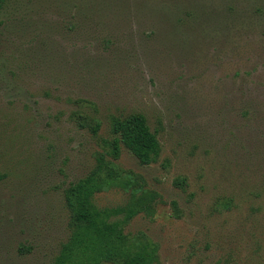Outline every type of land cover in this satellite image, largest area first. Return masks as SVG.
Listing matches in <instances>:
<instances>
[{
    "label": "rangeland",
    "instance_id": "1",
    "mask_svg": "<svg viewBox=\"0 0 264 264\" xmlns=\"http://www.w3.org/2000/svg\"><path fill=\"white\" fill-rule=\"evenodd\" d=\"M135 113L161 157L142 166L123 150L118 163L164 203L124 232L152 242L153 264H264V0H9L0 264H53L69 235L64 190L94 167L111 119Z\"/></svg>",
    "mask_w": 264,
    "mask_h": 264
},
{
    "label": "trees",
    "instance_id": "2",
    "mask_svg": "<svg viewBox=\"0 0 264 264\" xmlns=\"http://www.w3.org/2000/svg\"><path fill=\"white\" fill-rule=\"evenodd\" d=\"M9 0H0V12ZM80 126L91 124L97 134L101 123L95 118L79 115ZM111 138L102 139L95 165L83 178L64 190L65 207L69 213V235L62 243L53 264H153L154 246L144 234H126L122 227L136 215L152 217L158 203H164L156 191L140 183L131 171L123 169L118 161L123 150L134 156L142 166L159 161L161 142L152 131L144 114L113 117ZM177 187L186 186V179L175 181ZM120 189L128 198L124 205L101 208L96 195L107 190ZM173 216H182L178 202L172 201Z\"/></svg>",
    "mask_w": 264,
    "mask_h": 264
}]
</instances>
